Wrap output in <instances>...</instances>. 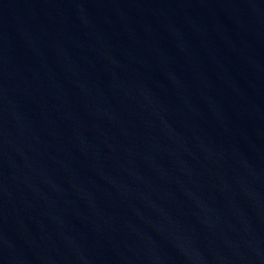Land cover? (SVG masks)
<instances>
[{
    "label": "water",
    "instance_id": "95a60500",
    "mask_svg": "<svg viewBox=\"0 0 264 264\" xmlns=\"http://www.w3.org/2000/svg\"><path fill=\"white\" fill-rule=\"evenodd\" d=\"M0 264H264V0H0Z\"/></svg>",
    "mask_w": 264,
    "mask_h": 264
}]
</instances>
